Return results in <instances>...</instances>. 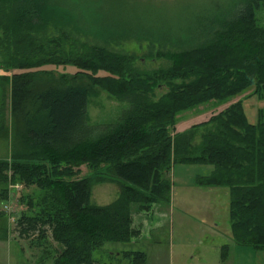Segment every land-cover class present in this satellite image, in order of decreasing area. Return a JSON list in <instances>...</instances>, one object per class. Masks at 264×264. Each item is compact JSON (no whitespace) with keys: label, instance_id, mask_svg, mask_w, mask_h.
Masks as SVG:
<instances>
[{"label":"trees","instance_id":"obj_1","mask_svg":"<svg viewBox=\"0 0 264 264\" xmlns=\"http://www.w3.org/2000/svg\"><path fill=\"white\" fill-rule=\"evenodd\" d=\"M102 2L0 0V94L4 103L10 93L15 125L14 151L0 159V200L9 184L39 192L19 199L27 210L10 214L13 232L39 233L31 244L53 264H100L94 251L138 236L130 205L168 203L172 167L199 164L212 171L195 185L229 190L234 242L264 250V109L250 123L240 99L175 130L182 113L208 102L245 92L264 99V27L255 18L264 0H244L223 20L183 28L155 20L163 8L116 12ZM127 41L168 47L144 55L164 63L147 69L137 55L111 48ZM45 66L76 72L56 75ZM101 92L128 106L94 135L87 104ZM82 166L89 175L77 178ZM104 182L119 184L118 198L91 203L92 185ZM48 231L51 241L42 243ZM7 233L6 222L0 238ZM119 254L127 264H146L144 252Z\"/></svg>","mask_w":264,"mask_h":264},{"label":"rangeland","instance_id":"obj_2","mask_svg":"<svg viewBox=\"0 0 264 264\" xmlns=\"http://www.w3.org/2000/svg\"><path fill=\"white\" fill-rule=\"evenodd\" d=\"M111 9L123 11L130 9H146L155 7L156 10L164 12L158 13L155 20H163L168 23H178L181 28L187 25L196 24L201 20L219 21L230 16L239 4L244 0H108ZM103 0L101 7L108 9L110 6ZM255 18L259 26L264 27V6H259L255 10ZM144 24V23H141ZM115 51L127 54H135L143 63H137L147 69L157 68L164 62L160 60L146 59L144 55L148 52L155 53L157 49L165 50L168 47L155 45L149 46L148 42H123L121 45L111 47ZM146 59V60H145ZM43 70H52L56 75L66 72L73 74L76 69L73 67L45 66ZM14 72V71H12ZM11 72V73H12ZM3 71L0 70V75ZM5 74V73H4ZM103 75L102 72L99 73ZM9 75V74H8ZM161 93L164 92L160 89ZM245 92L235 99L217 105L215 101L203 104L195 109L182 113L175 125L178 132L190 128L208 120L211 116L227 108L231 103L243 101L246 117L250 123L257 121L258 111L264 109V99L250 95ZM127 102H118L108 97L107 93L101 92L96 96H90L87 104V113L90 125L93 126L94 135L103 131L109 123L117 120L122 109L126 108ZM0 159L9 158L14 151L15 125L11 117L10 93L6 100L2 101L0 94ZM16 146V145H15ZM17 148V147H16ZM15 148V149H16ZM10 160V159H8ZM81 173L77 178L89 175V169L82 166ZM212 166L199 164H175L169 173L171 181V201L167 205L163 202L154 204V214L145 215L147 210H140L137 205H130L131 216L134 217V228L139 231L138 236L132 238L128 244L106 243L100 250L93 252V258L101 264H127V261L116 253L121 251H141L148 253V259L155 264H179L185 260V251H192L194 260L192 264H212L220 253L222 246L228 247L230 259L240 258L235 254L233 247L235 242L232 238L229 220V193L226 187H213L211 189H201L194 185L198 176L210 174ZM15 184L8 185L6 194V204L9 210L21 212L27 210L26 204H20L21 196H26L33 192L36 199L39 192L35 188L21 190L15 189ZM20 185V184H18ZM22 186V185H21ZM19 191V192H18ZM119 195V184L117 182H104L93 184L91 188V202L93 204L107 205L113 202ZM0 200V210L5 204ZM163 213V214H160ZM147 216L146 220L138 225V217ZM13 217L7 214H0V237L5 231L7 222V240H0V264H53L52 258H43V249L37 247L34 242L39 233L17 237ZM47 241L50 242V233H46ZM183 245L180 256L169 257V244ZM54 246L55 244L52 243ZM195 245V247H193ZM242 250V264H258V252L264 250H253L249 246L238 247ZM114 254V255H110ZM227 255V254H225ZM259 258V257H258ZM201 263H200V262ZM261 264H264L261 262Z\"/></svg>","mask_w":264,"mask_h":264},{"label":"crops","instance_id":"obj_3","mask_svg":"<svg viewBox=\"0 0 264 264\" xmlns=\"http://www.w3.org/2000/svg\"><path fill=\"white\" fill-rule=\"evenodd\" d=\"M96 184H99V183H96ZM194 185H195V183H194ZM197 187H199V186H197ZM200 188L201 189H211L213 187H200ZM228 193H229V190H228ZM170 201H171V195H170ZM170 201L168 203H165V204L168 205L170 203ZM158 203H161V202H158ZM158 203H154V204L157 205ZM154 204H152L151 207L149 208V212H144L145 215H151V214H154L155 213V211H154L155 208L153 207ZM96 205H99V204H96ZM131 211H133V210H131ZM228 213H229V210H228ZM160 214H163V213H160ZM131 217H132L133 226H134L135 220H134V217L133 216H131ZM146 218H147V216H144V217H141V218L138 217V219H137L138 221L136 223L138 225H140L142 222H144L146 220ZM0 240H1V238H0ZM4 240H7V239H4ZM180 247H183V245H180L179 244V245L175 246V244H173L172 242L169 244V257H170L171 260L173 259V256H175L176 257V260H177L176 262H178L177 256H180V253L182 252ZM193 247H195V245H193ZM223 247H226L227 255H225V257L222 258V255H224V254H221V256H220V253H219L218 260H217V258L214 259L215 261L212 264H242V250L238 248V247H241L242 248V245H239V244H236L235 243V246L233 247V251H234L235 254H237V255L239 254L240 255V258H233V259H230L229 255H228V247L226 245L221 247L220 252H222ZM251 249L255 250L253 247H251ZM144 253L146 254V264H155V263L151 262L150 259H148V253L147 252H144ZM258 253H260V254H257L258 257H259V258L257 257L258 264H261V262L264 263V252H258ZM116 254H118V253H116ZM110 255H114V254H110ZM184 255L186 257L185 260L183 262L179 263V264H192V261L194 260V255H192V251H190V252L185 251L184 252ZM169 264H173V262L170 261ZM205 264H207V263H205Z\"/></svg>","mask_w":264,"mask_h":264},{"label":"built area","instance_id":"obj_4","mask_svg":"<svg viewBox=\"0 0 264 264\" xmlns=\"http://www.w3.org/2000/svg\"><path fill=\"white\" fill-rule=\"evenodd\" d=\"M9 185H10V184H9ZM13 187H14L15 189H17V190H21V189H22V186H21V185H18V184H15ZM9 207H10L9 205L5 204L3 208H4V209L6 210V212L8 213L9 218H10V217L12 218L13 216H10V214H11L13 211H12V210L10 211V210H9Z\"/></svg>","mask_w":264,"mask_h":264}]
</instances>
